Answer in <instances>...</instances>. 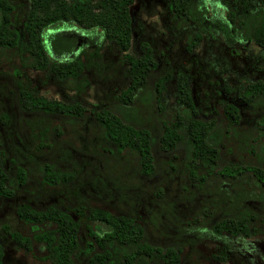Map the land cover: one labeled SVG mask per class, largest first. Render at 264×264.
Returning <instances> with one entry per match:
<instances>
[{
  "label": "trees",
  "instance_id": "16d2710c",
  "mask_svg": "<svg viewBox=\"0 0 264 264\" xmlns=\"http://www.w3.org/2000/svg\"><path fill=\"white\" fill-rule=\"evenodd\" d=\"M134 0H28L22 18L23 36L9 26L14 9L11 0H0V53L12 50L20 67L43 71L70 89L82 91L88 87L85 72L101 70V50L105 42H113L125 66L126 84L115 94L116 111L93 109L78 101H62L46 97L19 80L20 70L13 69L14 98L20 111L41 112L58 117L78 118L92 114L103 138L111 142L118 153L129 151L139 163L143 174L153 170L152 145L172 150L181 143L185 149L184 168L199 182L213 174L222 179L250 173L264 192V165L224 162L218 165L221 139L235 131L240 120L235 103L220 99L224 122L221 127L212 119L197 116L190 88V74L183 68L165 67L158 71V61L146 40L129 51L133 31L130 5ZM167 11L175 26H188L184 33L183 49L193 52L207 31L221 32L226 43L236 40L264 46V7L259 0H237L235 7H227L214 26L204 20L209 11L203 0H167ZM174 82V99L178 110L172 118H165L166 82ZM150 83V84H149ZM226 93L229 85L223 84ZM235 98L250 110L261 111L254 120V133L249 140L257 141L264 134V79L238 77ZM138 103L156 110L158 131L152 135L142 124ZM263 111V112H262ZM0 111V123L6 122ZM57 126H54L56 132ZM42 136L45 129L40 128ZM236 132V131H235ZM41 145L48 146L45 139ZM9 163V165H8ZM199 166L204 171H199ZM9 169H13L10 175ZM42 183L54 186L72 178L69 170H61L52 161H41L38 167ZM26 170L8 158L0 141V196L9 200L26 180ZM241 182L247 186L242 177ZM210 194L202 211L212 220L213 234L222 232L240 237L262 233L251 228L260 215L250 209L242 192H225L222 184ZM14 211L20 220L38 227L31 238L40 241L45 253L42 259L53 264H179V247L152 244L143 226L125 213L85 203L59 206L47 203L34 207L29 202H18ZM2 229L21 248L30 250V237L2 224ZM3 249L0 245V264ZM214 257L222 259L223 253Z\"/></svg>",
  "mask_w": 264,
  "mask_h": 264
},
{
  "label": "rangeland",
  "instance_id": "374dc122",
  "mask_svg": "<svg viewBox=\"0 0 264 264\" xmlns=\"http://www.w3.org/2000/svg\"><path fill=\"white\" fill-rule=\"evenodd\" d=\"M209 11L204 21L214 26L223 17L227 7H235L237 0H203ZM14 9L9 26L23 36L22 18L28 0H11ZM167 0H134L130 5L133 31L129 51L135 50L141 40L152 46L158 61L156 72L165 67L183 68L190 74V88L197 116L212 118L221 127L224 122L220 99L235 103L240 120L233 133L221 139L218 165L224 162L264 165V134L249 140L254 133V120L261 111H253L235 98L238 77L264 79V46L236 40L228 44L221 32L207 31L197 48L186 53L183 49L187 25L176 27L167 11ZM264 7V0H259ZM102 67L98 72L87 70L88 87L82 91L59 85L52 75L43 71L20 67L15 53H0V111L7 118L0 123L1 149L8 158L26 170L25 183L18 187L9 200L0 196V245L3 246L1 264H53L42 259L45 253L40 241L31 238L45 225L24 223L14 208L20 202L34 207L47 203L59 206L85 203L125 213L140 223L149 242L161 246L179 247V264H264V235L248 237L222 232L213 234L209 229L212 218L202 211L209 195L222 184L225 192H242L260 217L251 223L255 231H264V192L253 176L244 172L227 180L210 174L199 182L184 168L185 149L179 143L172 150L152 145L153 170L143 174L137 158L129 151L118 153L113 144L103 138L92 114L67 118L41 112L20 111L14 98L16 75L19 80L46 97L62 101H78L93 109L108 108L116 111L118 101L114 94L126 84L125 66L113 42H105L101 50ZM150 84V83H149ZM229 85L230 93L222 86ZM174 82H166L165 106L161 114L172 118L178 107L174 99ZM142 124L152 135L157 133L156 110L138 103ZM263 112V111H262ZM57 126L56 132L53 129ZM45 129L46 136L39 132ZM253 138V137H251ZM45 139L49 145L42 146ZM52 161L61 170H69L72 178L54 186L42 183L39 163ZM9 165V163H8ZM199 171L204 168L199 166ZM13 175V169H9ZM247 181V186L241 178ZM2 224L30 237V250L21 248L2 229ZM224 254L218 259L215 254Z\"/></svg>",
  "mask_w": 264,
  "mask_h": 264
},
{
  "label": "flooded vegetation",
  "instance_id": "af4514ba",
  "mask_svg": "<svg viewBox=\"0 0 264 264\" xmlns=\"http://www.w3.org/2000/svg\"><path fill=\"white\" fill-rule=\"evenodd\" d=\"M2 246V245H1ZM2 249H3V246H2ZM1 261H2V259H1Z\"/></svg>",
  "mask_w": 264,
  "mask_h": 264
}]
</instances>
